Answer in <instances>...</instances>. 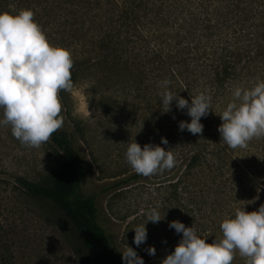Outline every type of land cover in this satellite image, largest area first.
Segmentation results:
<instances>
[{"label": "trees", "instance_id": "trees-1", "mask_svg": "<svg viewBox=\"0 0 264 264\" xmlns=\"http://www.w3.org/2000/svg\"><path fill=\"white\" fill-rule=\"evenodd\" d=\"M51 3V9H85V14L97 10L91 17L100 14L103 17L99 41L114 47L116 65L132 67L138 75L149 76L150 93L153 90L162 104L161 93L165 90L189 103L192 95L201 92L211 95L212 110L201 118L202 134L179 129V123H190L191 117L187 109L177 108L176 100L166 113L168 128L175 130L166 150L173 149L176 159L184 162L181 177L174 185H183L200 214L211 207L215 215L200 222L201 238L207 243L223 238L220 225L227 218L220 211L222 204L230 207L235 201L248 212L257 211L264 204V137L253 138L247 148L231 149L222 142L218 131L223 122L219 114L232 101L234 89H250L264 81V0H51ZM107 22L113 26L108 28ZM164 80L170 82L166 88L161 85ZM50 140L59 150L50 180L34 183L17 177L21 192L63 212L93 264H126L99 220L95 196L82 193L88 170L71 136L58 130ZM178 140L182 143L179 147ZM139 176L134 172L116 181V186ZM218 177H224L221 184H216ZM191 183L199 189L191 191ZM236 210L228 218H234ZM4 230L0 222V237ZM0 246L10 253L1 238ZM233 261L246 263V258L237 252ZM6 262L0 250V264Z\"/></svg>", "mask_w": 264, "mask_h": 264}, {"label": "rangeland", "instance_id": "rangeland-1", "mask_svg": "<svg viewBox=\"0 0 264 264\" xmlns=\"http://www.w3.org/2000/svg\"><path fill=\"white\" fill-rule=\"evenodd\" d=\"M51 8V0H0V13L31 9L50 43L71 50L74 86L70 92H60L64 119L60 130L71 136L73 146L84 158L88 174L82 193L95 196L99 220L121 257L129 246L144 264H162L183 236L170 228V223L178 220L186 227L194 225L199 236L202 219L215 217L212 208L200 214L183 185H174L184 168L179 158L177 165L163 174L141 175L116 186V181L135 172L126 160L129 143L136 141L141 147L151 143L166 149L168 144L161 140L171 141L175 130L168 128L166 113L159 108L162 102L156 100L153 90L150 93L149 76L145 78L132 67L116 65L114 47L99 41L103 17H91L97 10L85 14V9ZM106 24L108 28L113 26ZM58 152L51 140L38 149L23 146L12 135L10 126L0 125V222L5 228L0 238L10 253L1 246L0 250L6 264H93L63 212L25 197L16 183L17 177L34 183L48 182ZM223 178L218 177L216 184H221ZM189 188L192 191L199 186ZM157 203L162 220L147 223L146 213ZM238 205L235 201L230 207L222 204L220 211L228 218L231 211L242 210ZM144 223L147 239L137 246L134 228ZM151 247L156 249L154 256L148 252Z\"/></svg>", "mask_w": 264, "mask_h": 264}, {"label": "clouds", "instance_id": "clouds-1", "mask_svg": "<svg viewBox=\"0 0 264 264\" xmlns=\"http://www.w3.org/2000/svg\"><path fill=\"white\" fill-rule=\"evenodd\" d=\"M31 9L18 13H0V125L10 126L12 135L23 146L40 148L63 127L61 90L72 91L74 60L70 49L50 43ZM170 82L164 80L166 88ZM163 112L171 111L173 100L177 108L187 109L191 122L181 121L179 129L193 135L202 134L201 118L212 110L211 95L201 92L192 95L191 103L171 91L161 93ZM222 124L218 131L222 142L231 149L247 148L253 138L264 137V81L250 89L235 88L233 99L219 114ZM162 144L169 142L162 138ZM126 160L132 169L144 177L163 174L178 161L173 149L151 143L143 147L131 142ZM160 205L147 213V223H159ZM134 228V243L139 246L147 239L146 224ZM182 239L162 264H232L236 253L246 258V264H264V204L257 211L237 209L234 218L223 220L220 227L223 238L207 243L197 235L194 225L186 227L176 220L169 225ZM155 255V247L148 249ZM126 264H144L136 251L127 247L122 252Z\"/></svg>", "mask_w": 264, "mask_h": 264}]
</instances>
